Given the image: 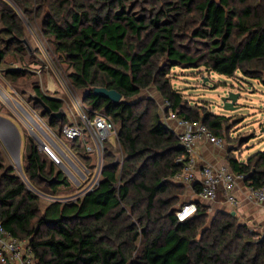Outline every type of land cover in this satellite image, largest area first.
<instances>
[{
    "label": "trees",
    "instance_id": "trees-1",
    "mask_svg": "<svg viewBox=\"0 0 264 264\" xmlns=\"http://www.w3.org/2000/svg\"><path fill=\"white\" fill-rule=\"evenodd\" d=\"M88 1L0 0V63L8 55L25 62L27 27L20 12L30 17L34 5L39 14L47 10L45 34L73 69L69 77L86 102L82 111L92 118L105 114L119 124L121 171L120 163L108 160L94 190L42 209L34 189L45 185L55 195L70 186L69 178L54 165L47 171L39 145L29 137L23 171L30 189L0 141V221L6 231L28 246L34 264H264V236L256 240L244 234L248 231L236 223V215L214 221L201 239L207 212L200 201L191 217L178 219L186 186L173 178L183 170L185 150L154 100L128 101L154 86L172 110L222 136L228 118L189 105L169 74L178 66H204L229 77L241 72L262 80L264 0H153L141 13L128 11L123 0ZM190 39L205 40V51L193 50ZM27 75L25 69L6 71L15 90L13 84ZM96 87L114 89L122 100L95 95ZM34 89L29 101L36 112L50 116L45 106L63 111L64 98L48 96L38 85ZM66 122L65 113L50 117L58 134ZM179 157L185 158L177 162ZM227 161L248 185L264 184V150L247 162L228 152ZM228 235L236 243L226 254L222 243Z\"/></svg>",
    "mask_w": 264,
    "mask_h": 264
},
{
    "label": "rangeland",
    "instance_id": "rangeland-1",
    "mask_svg": "<svg viewBox=\"0 0 264 264\" xmlns=\"http://www.w3.org/2000/svg\"><path fill=\"white\" fill-rule=\"evenodd\" d=\"M97 1L98 0H89L88 2L98 4ZM123 1L128 11L137 13L148 10L153 4V0ZM38 11L39 8L34 5L29 15L30 17L20 12V15L25 20L27 27L25 38L26 51L24 55L25 62L21 63L14 55H8L0 63V86L3 90L13 94L12 84L10 83L11 80L8 76H6V71L10 69H25L28 73L27 77L20 79L13 85L17 89L16 91L19 95L26 101L28 100V105H30V107L32 106L29 100L36 96L34 88L35 85H38L41 91L48 96L64 98L66 100V105L63 111L67 118L66 123H77L80 120L81 114L79 107L83 108V106L86 105V102L83 100V91L77 90L73 86L69 77L73 71L72 67L69 63L65 62L60 53L55 50L53 38L45 34L44 16L48 13V11L44 9L41 14H39ZM204 41L205 40L203 39H190L192 49L198 50V52L205 51L206 46ZM0 46L2 47L1 43ZM169 76L173 86L182 93L189 105H202L211 112L225 115L228 118L222 132V137L225 140L226 150L228 152L232 153L237 159L247 162L250 155L264 150V76L262 80L253 79L246 77L241 72H237L233 77H229L213 71H208L204 66L200 68L174 67L171 69ZM205 78L207 79L206 84ZM230 88L242 91L241 98L238 102L240 104V109L237 111H227L223 108L221 96ZM143 99L154 100L158 104L161 113L167 114V109L164 105L165 100L163 101V105L160 106L162 104H159L161 98H159V93L154 86L143 90L140 94L128 101L138 102ZM76 103H78L79 107L75 106ZM19 109V111L15 110L12 106H10V104L5 103L0 97V112L6 115L15 116L19 119L13 118L22 137L20 155L17 152L13 158L10 157V154H8V156L13 164L16 163L15 161H17V159L20 160L21 165H15V170L18 175L24 176L23 161H25L27 154L28 138L31 137L37 142V144L38 140L30 131L27 113L21 107H19ZM37 113L43 120L41 123L42 128L46 129V125L51 128L50 116L42 115L41 112ZM56 127V129H53L57 133V131H59L57 130L59 126ZM116 129L117 135L111 136L110 139L103 143L102 161L103 165L106 164L108 160H114L116 163H120V167L118 169V172H120L125 156L118 141L119 124L117 123ZM12 130L13 129L9 126V124H0L1 134ZM38 131L43 134L41 129H38L36 133H38ZM44 137L48 140L47 146L58 156L61 162L57 163L55 161L56 164H54V159L50 156V154H48L46 150H40L43 158L46 160L47 171L49 170L50 165H54L56 171L61 170L63 174L67 176L68 173L65 166L69 168L68 165L70 161L69 155L67 154V151H65V147L57 142L51 135H44ZM86 137L87 135L83 138V142L86 141ZM60 138L62 142L74 152L81 165L88 168L91 167V163L95 161V156L87 155L88 152L85 150L83 144H81V140H78V142H76L73 146L72 140L66 139L64 136H60ZM1 143L5 150L4 142L1 141ZM9 144L12 147V150L16 151L15 148L17 146V142L15 140H10ZM109 152L111 153V156L108 157L107 154ZM69 180L70 186L60 187L57 192H55V195L51 194L45 185L39 186V189L37 188V190L29 184L28 185L30 188H33L35 192L40 194V202L42 204V209H44L55 199L68 202L85 195V186L83 183H76L75 180H71L70 178ZM181 199L182 201L184 200V195ZM200 202L202 206L206 208L205 211L207 212V217L206 224L200 229L197 239L208 236V230L212 228L214 221H220L223 219L226 220L229 215H233L232 212L234 211L233 208L230 209L219 206L216 200L205 199L204 202ZM185 204L187 203H179L177 204V208H182ZM235 221L238 225H242V227L246 228L248 232L246 233L245 230H242L244 234L248 235V233H252L255 235L254 239L256 240L259 237L264 236V233L259 226L254 224L248 218L235 216ZM235 243L236 242L234 240L230 239V235L226 236L224 242L222 243L224 252L226 254L229 253V251L234 248ZM141 245L140 247H142Z\"/></svg>",
    "mask_w": 264,
    "mask_h": 264
},
{
    "label": "built area",
    "instance_id": "built-area-1",
    "mask_svg": "<svg viewBox=\"0 0 264 264\" xmlns=\"http://www.w3.org/2000/svg\"><path fill=\"white\" fill-rule=\"evenodd\" d=\"M12 93L13 94H10L8 91L3 90L0 86L1 99L5 103L10 104V106H12L15 110L19 111V107H21L27 113L30 131L37 138L39 149L46 150L56 162L61 163L58 156L47 146L48 140L45 139L44 135H51L57 142L65 147V151H67V154L69 155V168L65 166L68 173L67 176L71 180H75L76 183H83L85 186V194L94 190L101 181V174L103 170V143L110 139L111 136L117 135L115 122L105 114H97L93 118L89 117L82 111L78 103H76L75 106L79 107V110L81 111L79 122L65 124L61 133L58 134L52 127L50 128L47 125L46 129H43L41 126L43 120L38 115L36 110L33 109L32 106L31 108L30 105H28L29 103L21 97L15 89H12ZM164 105L167 109V114H164L165 120L167 118L175 120L178 125L183 128V131L177 133L176 135L185 150V156L187 158L183 170L173 178L174 182L192 183L198 180L200 184V194L207 200H216L220 189H222L225 192L227 201L234 207H237L239 205V199L235 190L239 181L245 182L244 174L235 173L229 166L226 165L218 168L204 165L200 169V177L198 179L193 169L197 142L199 140H205L218 148H225L224 138L213 134L202 122L190 121L184 116L179 115L176 111L170 108L169 101H165ZM38 129H41L43 134L39 133V131L36 133ZM59 135L72 141L81 140V144H83L85 150L88 152L87 155L95 156V163H91L90 168L81 165L74 152L62 142ZM85 135H87L86 141L83 142ZM184 158L185 157H179L177 162H182ZM15 162L16 163L13 164L14 167L15 165H21L20 160L17 159ZM24 176H22L23 180L30 185L26 176ZM246 189L247 199L264 204V184L260 186L247 184ZM196 211V203L190 202L185 204L177 212V217L182 221L191 217ZM0 264H34V256L28 250V246L7 232L1 221Z\"/></svg>",
    "mask_w": 264,
    "mask_h": 264
},
{
    "label": "crops",
    "instance_id": "crops-1",
    "mask_svg": "<svg viewBox=\"0 0 264 264\" xmlns=\"http://www.w3.org/2000/svg\"><path fill=\"white\" fill-rule=\"evenodd\" d=\"M159 98H161L159 104L162 103L160 105L162 106L164 99L162 98L160 93H159ZM159 114L165 125H167V127H169L173 132H175V134L183 131V128H181L175 120H172L170 118H167L165 120L164 114L161 113V110L159 111ZM13 118L18 119L15 116L6 115L0 112V124H9V126H11L13 129L12 131H8L4 134L3 133L1 134L0 131V140L4 142L5 152L7 154H10L11 158H13V156L17 152L20 155V151H21L20 149L22 146V137ZM10 140L11 141L15 140L17 142V146L15 148L16 151L12 150V147L9 144ZM227 154L228 151L226 150V143H225V148H218L205 140H199L196 146L195 163L193 165V169L198 179L200 177V169L204 165H209L217 168L224 165L230 167L227 161ZM183 184H185L186 186L183 202H186L188 204L190 202L205 201V198H203L200 194V184L198 180L192 183H187V184L183 183ZM246 188H247L246 182L239 181L237 183V187L235 190V193L239 199V205L237 207H234L232 204H230L227 201L225 192L222 189H220L219 191L216 202L221 207H226L230 209L233 208L234 209L233 212H235L236 216H243L248 218L254 224L258 225L259 228L264 233V204L247 199Z\"/></svg>",
    "mask_w": 264,
    "mask_h": 264
},
{
    "label": "water",
    "instance_id": "water-1",
    "mask_svg": "<svg viewBox=\"0 0 264 264\" xmlns=\"http://www.w3.org/2000/svg\"><path fill=\"white\" fill-rule=\"evenodd\" d=\"M207 79L205 78V84ZM95 95H100L105 98L110 99L112 102H120L122 100V95L114 90V89H108L106 87H96L94 88ZM242 91L236 90V89H228L224 94L221 96V101L223 103L224 110L227 111H237L240 109V104L238 103L241 98ZM48 110V113L51 114L50 117H56V118H62L64 112L58 111V112H51L50 109L45 106ZM264 107V106H263ZM233 215H235V212H232Z\"/></svg>",
    "mask_w": 264,
    "mask_h": 264
}]
</instances>
